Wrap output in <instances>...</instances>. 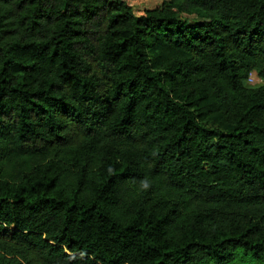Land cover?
I'll return each instance as SVG.
<instances>
[{"label": "trees", "instance_id": "obj_1", "mask_svg": "<svg viewBox=\"0 0 264 264\" xmlns=\"http://www.w3.org/2000/svg\"><path fill=\"white\" fill-rule=\"evenodd\" d=\"M0 264H264V0H0Z\"/></svg>", "mask_w": 264, "mask_h": 264}, {"label": "rangeland", "instance_id": "obj_2", "mask_svg": "<svg viewBox=\"0 0 264 264\" xmlns=\"http://www.w3.org/2000/svg\"><path fill=\"white\" fill-rule=\"evenodd\" d=\"M128 4L132 5V8L135 12L143 10L141 9L143 3H140L138 0H128ZM248 83L249 85L253 86L261 84L260 80L258 79L255 73H251Z\"/></svg>", "mask_w": 264, "mask_h": 264}, {"label": "crops", "instance_id": "obj_3", "mask_svg": "<svg viewBox=\"0 0 264 264\" xmlns=\"http://www.w3.org/2000/svg\"><path fill=\"white\" fill-rule=\"evenodd\" d=\"M138 1L140 3H143L142 8H141L143 10L137 11V12H135L134 10L133 11H134L135 15L140 16L143 14V12L145 10H151V9H154L155 7L159 6L163 0H138ZM130 6H132V5H130Z\"/></svg>", "mask_w": 264, "mask_h": 264}, {"label": "built area", "instance_id": "obj_4", "mask_svg": "<svg viewBox=\"0 0 264 264\" xmlns=\"http://www.w3.org/2000/svg\"><path fill=\"white\" fill-rule=\"evenodd\" d=\"M128 4V0H124ZM129 5V4H128ZM130 6V5H129ZM132 7V6H131Z\"/></svg>", "mask_w": 264, "mask_h": 264}]
</instances>
